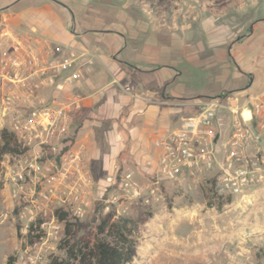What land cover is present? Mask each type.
Returning <instances> with one entry per match:
<instances>
[{"label": "built area", "instance_id": "1", "mask_svg": "<svg viewBox=\"0 0 264 264\" xmlns=\"http://www.w3.org/2000/svg\"><path fill=\"white\" fill-rule=\"evenodd\" d=\"M49 53L20 37L0 45V132L7 126L22 150L0 160V181L9 188L23 248L33 250V264L49 262L43 248L60 241L66 221L87 216L94 192L82 151L74 146L73 116L82 96L35 95L40 86L64 91L80 77L70 69L74 62L90 54L71 49L55 60ZM153 145L157 157L150 194L159 180L200 177L215 178L216 195L243 194L250 182L264 180V86L242 102L228 94L207 99ZM133 194L140 195V189Z\"/></svg>", "mask_w": 264, "mask_h": 264}, {"label": "rangeland", "instance_id": "2", "mask_svg": "<svg viewBox=\"0 0 264 264\" xmlns=\"http://www.w3.org/2000/svg\"><path fill=\"white\" fill-rule=\"evenodd\" d=\"M39 1L0 0V6L11 3L7 13L25 14ZM54 1L68 12V18L64 22L69 31L73 25L76 32L80 28L90 29L88 34L99 38L100 45H107L106 40L110 38L120 37L122 58L134 49L139 50V54L146 59L150 53L156 52L157 57L148 62L159 65L156 62L159 61L178 69L188 67L197 70L192 65L201 60L208 62V57L199 59L198 56H191L190 50L201 51L206 49L207 44L215 42L212 47V51H215L218 44L229 37L237 38L252 33L256 20H264V0H224L223 5L220 4L221 0ZM187 41L192 44L193 49L187 50ZM81 45L83 44L78 43V46ZM234 50L231 48L230 56H225L230 71L234 70ZM207 62L205 66L208 65ZM253 65L264 71L260 61H255ZM218 66L221 67L220 63ZM200 70L201 68L199 72ZM205 72V77H197L198 81L194 84L197 82L200 85L205 80H211L210 72ZM227 78L233 80L230 74ZM218 80L216 85L223 81ZM189 86L188 82L187 87ZM182 87L184 84L180 89ZM126 181L117 173L115 178L106 180L104 184L94 182L92 209L82 221L90 224L89 231L93 233L100 217L107 214L111 218L119 215L145 217L146 221L140 227L139 243L129 264H226V260L223 261L224 250L235 254L237 250L243 249L244 258L239 264H264L263 257L253 259L252 241L248 239L252 235L242 226L240 235L246 241L241 238V242L237 243L222 239L229 230L241 224L238 220L252 202L248 197L220 200L214 195L212 199H208L205 196L207 190L203 177L159 180L157 193L160 197L149 193L152 180L134 176L133 180H128V185ZM134 188L140 189V195L133 194ZM243 193L248 194V190L245 188ZM148 195L152 200H148ZM214 225H218L220 229L208 228ZM19 227L9 188L0 181V264L5 263L6 256L10 253L16 254L15 264H33L31 260L34 252L24 250ZM207 236L214 237L206 242ZM58 242L59 240L54 241L49 247L43 248L47 261L53 256H63ZM248 245L251 248L248 249ZM254 247L264 249V245L260 244H255Z\"/></svg>", "mask_w": 264, "mask_h": 264}, {"label": "crops", "instance_id": "3", "mask_svg": "<svg viewBox=\"0 0 264 264\" xmlns=\"http://www.w3.org/2000/svg\"><path fill=\"white\" fill-rule=\"evenodd\" d=\"M10 5L0 6V45L7 46L20 37L28 39L39 51L47 54L52 51L49 55H53L51 57L55 60L66 57L71 49L86 50L90 54L89 59L79 57L74 62L70 69L77 70L80 77L72 84L65 85L64 91L40 86L36 88L35 95L48 98L53 94L76 92L82 96L81 107L73 116L74 146L81 149L96 184H104L107 178L112 180L118 170H121L120 175L124 180H133L134 176L151 180L157 157L153 142L157 137L177 127L184 118L195 113L201 103L217 97L222 90H226L229 96H238L242 102L264 86V71L253 65L258 60L264 66V20L254 22L252 33L229 37L218 44L215 51H212L215 42L207 44L206 49L200 51L194 50L187 41V50L193 49L189 51L191 56L209 58L207 66L203 60L192 65L198 68L194 70L188 67L173 68L159 61H156L159 65L148 62L157 57L156 52L150 53L146 59L139 54V50L134 49L122 58L120 37L110 38L106 40L107 45H100L99 38L88 34L90 29L80 28L76 32L73 25L69 31L64 22L68 12L54 0H40L25 14L7 13ZM238 39L241 40L236 41ZM78 43L83 45L80 47ZM56 46H59V50L55 49ZM231 48L235 49V58L234 70L230 71L225 56H230ZM200 68L203 71L199 72ZM205 70L210 72L212 81L194 84L198 81L197 77L204 76ZM229 74L234 81L228 80ZM218 79L223 81L216 85ZM182 84L184 87L180 89ZM149 187H153L152 183ZM246 190L248 194L233 195V198L248 197L252 201L238 220L242 225L229 230L222 239L241 242L242 226L252 235L248 239L252 241L254 259L259 249L254 245H264V180H253ZM150 195L160 197L157 190ZM150 195L148 200H152ZM208 228L220 229L218 225ZM213 237L207 236L205 241ZM224 253L223 261L226 260V264H239L245 252L243 249L235 254L229 250H224Z\"/></svg>", "mask_w": 264, "mask_h": 264}, {"label": "trees", "instance_id": "4", "mask_svg": "<svg viewBox=\"0 0 264 264\" xmlns=\"http://www.w3.org/2000/svg\"><path fill=\"white\" fill-rule=\"evenodd\" d=\"M223 1L221 0V5ZM226 94L227 91L222 90L218 96ZM21 151L14 134L7 126H4L0 132V160L4 154H15ZM120 172L121 170L117 171V173ZM204 180L207 190L205 196L212 199L214 195L216 196V180L214 177H207ZM217 197L220 200L233 198L229 194L217 195ZM145 221L146 218L142 216L119 215L111 218V215L107 214L100 217L93 233L89 231L90 224L86 221H66L63 235L58 243L63 256L51 257L48 264H129L133 260L139 243L140 227ZM256 257L264 258V249H258ZM15 262L16 254L10 253L6 256L4 264H15Z\"/></svg>", "mask_w": 264, "mask_h": 264}, {"label": "water", "instance_id": "5", "mask_svg": "<svg viewBox=\"0 0 264 264\" xmlns=\"http://www.w3.org/2000/svg\"><path fill=\"white\" fill-rule=\"evenodd\" d=\"M251 29H252V26H250V31H251Z\"/></svg>", "mask_w": 264, "mask_h": 264}]
</instances>
